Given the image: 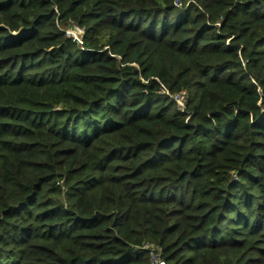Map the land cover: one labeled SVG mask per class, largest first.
Returning a JSON list of instances; mask_svg holds the SVG:
<instances>
[{
	"label": "trees",
	"instance_id": "16d2710c",
	"mask_svg": "<svg viewBox=\"0 0 264 264\" xmlns=\"http://www.w3.org/2000/svg\"><path fill=\"white\" fill-rule=\"evenodd\" d=\"M150 253L264 264V0H0V264Z\"/></svg>",
	"mask_w": 264,
	"mask_h": 264
},
{
	"label": "built area",
	"instance_id": "2783aa9c",
	"mask_svg": "<svg viewBox=\"0 0 264 264\" xmlns=\"http://www.w3.org/2000/svg\"><path fill=\"white\" fill-rule=\"evenodd\" d=\"M177 5H180L179 3ZM73 29L77 30L79 34H81V30L78 28ZM74 37V36H72ZM75 38V37H74ZM172 100L177 104L179 109H182L184 107L185 101H186V93H177L175 95H172ZM144 248H149V246H144ZM150 249V248H149ZM151 250V249H150ZM152 257V263L153 264H164L162 260L159 259V254L150 253Z\"/></svg>",
	"mask_w": 264,
	"mask_h": 264
},
{
	"label": "rangeland",
	"instance_id": "374dc122",
	"mask_svg": "<svg viewBox=\"0 0 264 264\" xmlns=\"http://www.w3.org/2000/svg\"><path fill=\"white\" fill-rule=\"evenodd\" d=\"M66 32H67L68 35H70V36H74L75 39H77V41L80 40V35H81V34H79L77 30L68 28V29L66 30Z\"/></svg>",
	"mask_w": 264,
	"mask_h": 264
},
{
	"label": "water",
	"instance_id": "95a60500",
	"mask_svg": "<svg viewBox=\"0 0 264 264\" xmlns=\"http://www.w3.org/2000/svg\"><path fill=\"white\" fill-rule=\"evenodd\" d=\"M69 28H70V29H73V26L71 25Z\"/></svg>",
	"mask_w": 264,
	"mask_h": 264
}]
</instances>
